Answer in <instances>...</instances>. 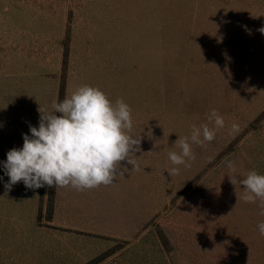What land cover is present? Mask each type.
<instances>
[{
  "label": "rangeland",
  "instance_id": "374dc122",
  "mask_svg": "<svg viewBox=\"0 0 264 264\" xmlns=\"http://www.w3.org/2000/svg\"><path fill=\"white\" fill-rule=\"evenodd\" d=\"M261 27L264 0H0V161L83 85L122 98L141 135L115 186L7 191L0 164V264H264L260 202L229 177L264 174ZM213 109L224 128L172 165Z\"/></svg>",
  "mask_w": 264,
  "mask_h": 264
},
{
  "label": "clouds",
  "instance_id": "9594fccd",
  "mask_svg": "<svg viewBox=\"0 0 264 264\" xmlns=\"http://www.w3.org/2000/svg\"><path fill=\"white\" fill-rule=\"evenodd\" d=\"M258 31L264 34V27ZM51 109L50 112L38 108V127L30 125L31 135L22 134V148L10 149L6 160L0 161L4 175L9 178L4 185L7 191L19 182L32 190L45 186H70L84 191L101 185L115 186L116 177L124 175L126 169L121 167L122 162L132 165V171L139 170L131 157L141 151V135L130 134L133 129L132 109L122 98L112 103L99 88L83 85L70 97L59 102L53 100ZM207 121L199 127L192 125L190 135L175 141L174 145L181 151L168 153L172 165L191 167V162L196 159L192 145L206 146L225 126L224 117L216 109L210 111ZM239 131V124L233 122L230 134ZM213 159L209 157V163ZM227 168L233 173L237 171L233 161L227 162ZM167 172L170 176L178 175L179 167H172ZM229 177L233 185L239 183L243 186L245 203L259 200V214L264 215V174L252 170L242 179ZM257 227L259 234L264 236V222Z\"/></svg>",
  "mask_w": 264,
  "mask_h": 264
}]
</instances>
